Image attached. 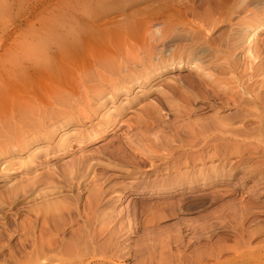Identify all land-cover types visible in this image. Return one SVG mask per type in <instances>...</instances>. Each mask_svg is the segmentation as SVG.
<instances>
[{"label":"bare ground","instance_id":"bare-ground-1","mask_svg":"<svg viewBox=\"0 0 264 264\" xmlns=\"http://www.w3.org/2000/svg\"><path fill=\"white\" fill-rule=\"evenodd\" d=\"M43 4L32 7L28 22L17 21L15 33L8 24L0 31V152L28 147L36 136L49 139L63 122L82 125L96 112L93 102L113 116L115 100L135 85L189 65L190 77L164 78L167 88L139 119L167 124L182 115L198 127L199 99L235 112L221 116L211 135L194 125L180 144L169 135L128 139L106 160L74 164L70 193L44 189L54 193L19 224V243L0 264H264V0H63L47 11ZM229 33L237 35L226 42ZM84 130L70 132L81 140L94 134ZM238 173L240 192L216 187L201 194L220 206L199 220L198 232L179 200L113 211L122 192L127 200L132 191L208 189ZM131 216L137 227H128ZM139 229L152 242L133 241ZM195 232L200 239L193 241ZM1 239L0 252L9 246Z\"/></svg>","mask_w":264,"mask_h":264},{"label":"rangeland","instance_id":"rangeland-1","mask_svg":"<svg viewBox=\"0 0 264 264\" xmlns=\"http://www.w3.org/2000/svg\"><path fill=\"white\" fill-rule=\"evenodd\" d=\"M62 1L63 0H0V31L8 24L6 26L7 30L11 34L15 33L19 27V20L25 19L27 22L29 21L33 11L32 7L37 2L44 3L42 5V10L47 11V6ZM114 15H112V17H114ZM24 27H27V23L24 24ZM236 35V33L233 35L229 33L226 37V42H228L231 37L234 38ZM2 54L3 51L0 52V56ZM221 58L223 59L225 57L221 56ZM1 63L2 61L0 60V64ZM190 66L191 65L188 66L189 68H182L181 70L173 68L170 72L161 74L159 77L152 79L151 82L145 85H135L132 90H129V92L126 93V95L121 98L118 97L119 100H115L113 103L115 105V110L112 114L113 116L107 115L108 108H106L104 104L99 105L97 102H93L95 107H97L95 108L96 112H93V115L91 114L88 119H85L82 125H76L74 121L63 122L58 125L55 133L49 139L47 138L49 135L36 136L30 141L28 147L15 146L12 149H9L10 151H6L7 153L0 152V164L2 161L8 162V171H5L4 173L0 172V229L3 230V235L1 234L0 239L2 238V242L9 245L4 251L2 250L0 252V260L5 259L4 256L7 257L10 254L11 249L17 247L19 243V233L16 232V230L19 224L25 222L26 218L31 216L34 211L38 209L39 200L45 194L51 195L54 193L43 192L49 184L53 186L52 188L55 189V191L70 193L67 192V186L69 185L70 180V170L74 164H78L82 160L88 159L96 160L98 158L97 161H101L104 159V156H106L104 159L106 160L107 157H109L107 155H110V150L112 151L114 146L117 148L119 143L123 144V142L128 139H133L135 141L145 140L146 142L149 140V142H154L156 139L158 140L160 136L162 137V135L163 137L169 135L170 138L172 136L171 139L173 142L175 141L177 142L176 144H180L190 137L189 133L191 130L189 131V128L193 129V127L196 126V124L192 125V118L183 119L184 116L182 117V115H179L182 117L181 118L178 115H175L180 118H178V122L173 115L167 124H164L162 119H154V121H149V125H146L143 119H139L140 114L141 117L145 114L143 113L146 112L145 108H147V110L152 109L150 103L153 102V100H156L157 97L161 96V89L164 91V88H167L166 85L168 84V81L164 80V78H166L167 75H178L182 78H188L192 75L190 70L192 66ZM126 101L129 102V104L126 103L127 105L123 106V103ZM195 103L196 107H199L195 113V116L199 118L198 120L195 118L196 122H199L197 125L200 124V127L198 126L199 129L203 127L202 130L209 129L208 131H212L210 135L213 134V129L216 131L223 116L228 118L235 112L232 108H227L226 106L222 107L223 105L219 101H214L213 99H210V101L199 99ZM110 106L112 105L109 103L107 107ZM215 107L222 108L220 112L221 115L216 113L217 111ZM110 117L113 118V121L109 123ZM200 117L204 118V120L202 119L201 121ZM187 120H191L190 122L188 121L190 124L188 122L185 124ZM214 123L215 125L213 126ZM75 126L79 127V129H85L83 134L88 129H92L94 134L89 136L86 135L83 140H81L76 137V134L70 132ZM198 127L196 126L195 128L197 129ZM207 130H205V132ZM208 131L205 133L206 135H209ZM90 136H95V138L90 140ZM63 138L65 139L63 140ZM46 146H49V149L51 150L47 152L48 148H44ZM37 147H40L41 149L33 152ZM240 175L241 173H238L235 178H229L228 176L223 177L220 180L214 181L212 183L213 187L208 189L197 188L196 190H189L185 188L180 192L157 193V195L154 193L152 194V192L132 191L130 193V199L127 200L124 196L125 192H122L121 198L113 202V211L117 214L122 207L129 210L141 207L146 209L158 204L179 200L180 203L178 206L181 205L180 207H183L187 213L184 217L191 219L190 221L193 222L191 223L193 224L192 226H195L192 228L199 229V220L203 217L209 216L220 206L219 203H214L209 198L201 197V194L212 192L216 187L240 192L243 187V184L240 185ZM51 177H55L58 182L55 184L52 183L50 180ZM253 183V179L248 181V187H251ZM146 216L147 214L145 213L140 219H145ZM133 218L134 217L132 216L129 218L127 222L128 227H137L138 221H135ZM262 218L264 219V216H262ZM196 223L198 224L195 225ZM165 224H170V222ZM136 232L137 233L132 235L133 241L142 237L147 242H152L151 233L142 236V229H139ZM197 232H195V235L197 236H193V233L190 234L189 238L193 236V241L200 239L198 234H196Z\"/></svg>","mask_w":264,"mask_h":264}]
</instances>
